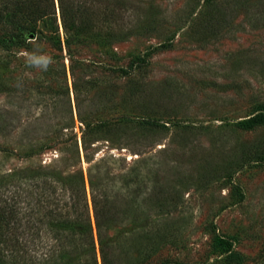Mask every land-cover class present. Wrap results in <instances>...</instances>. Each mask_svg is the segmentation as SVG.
<instances>
[{
  "label": "rangeland",
  "instance_id": "1",
  "mask_svg": "<svg viewBox=\"0 0 264 264\" xmlns=\"http://www.w3.org/2000/svg\"><path fill=\"white\" fill-rule=\"evenodd\" d=\"M55 6L58 28L39 22L17 46L0 30V179L82 175L96 236L92 182L120 208L114 264H264V0L92 1L70 52ZM22 52L52 62L40 71ZM33 196L28 255L94 259L70 243L60 261L39 221L50 203Z\"/></svg>",
  "mask_w": 264,
  "mask_h": 264
},
{
  "label": "trees",
  "instance_id": "2",
  "mask_svg": "<svg viewBox=\"0 0 264 264\" xmlns=\"http://www.w3.org/2000/svg\"><path fill=\"white\" fill-rule=\"evenodd\" d=\"M92 1L104 2L105 0H58L60 18L66 32L65 45L69 52L72 50L77 32L82 29L87 30L90 24V3ZM55 2L56 0H5L0 2V30L6 33L7 37L4 41L8 40L10 46L21 44L27 34L35 35L40 32L38 23L42 21L46 23L52 21L58 28ZM72 30L75 32L72 33ZM71 68L75 81L77 77L74 64ZM74 85L77 86L76 82ZM83 178L80 174L65 175L60 171L48 168H27L14 171L5 179H0V264H5L4 262L7 264H47L46 261L41 263V258L38 256L34 260V255H28L31 244L30 230L33 227L36 228L35 224L37 223L32 219V213L38 211L35 208L36 204L39 206V199L33 196L35 191L40 198L42 194V197H45V202L50 203L46 213L39 221L45 228L43 229L44 234H52L59 241L58 258L60 261L66 254H69L67 245L73 243L72 249L79 256L83 248L86 247L85 250L88 249L94 258L91 259L92 262L88 263H82L78 258L79 262L75 264H94V261L97 262L95 247L97 239L102 264H114L106 229L118 217L120 208L110 205L109 203L114 199L99 195L91 182V201L96 225L95 236ZM67 188H71V198L73 199L71 207H74L76 213L74 217H71V212L64 208L66 203L62 201V195L52 196V194H56L57 189H61L65 193ZM6 191L9 192L8 195H5ZM25 210L31 217L29 220H25ZM46 245L48 246L45 244L43 248ZM42 253L45 252L42 251ZM5 255L8 256L7 260H5ZM61 264L72 263L62 262Z\"/></svg>",
  "mask_w": 264,
  "mask_h": 264
},
{
  "label": "clouds",
  "instance_id": "3",
  "mask_svg": "<svg viewBox=\"0 0 264 264\" xmlns=\"http://www.w3.org/2000/svg\"><path fill=\"white\" fill-rule=\"evenodd\" d=\"M39 48V45H36ZM25 57V63L32 68L40 71H46L49 64L52 62L51 57L46 54H37L36 52H22Z\"/></svg>",
  "mask_w": 264,
  "mask_h": 264
}]
</instances>
